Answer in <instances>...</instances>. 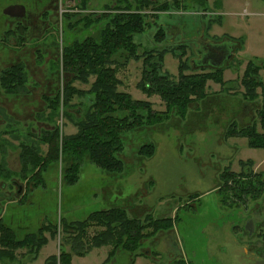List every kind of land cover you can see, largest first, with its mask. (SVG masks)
Listing matches in <instances>:
<instances>
[{
    "label": "rangeland",
    "instance_id": "obj_1",
    "mask_svg": "<svg viewBox=\"0 0 264 264\" xmlns=\"http://www.w3.org/2000/svg\"><path fill=\"white\" fill-rule=\"evenodd\" d=\"M87 1L83 8L80 0H0V76L13 64H20L24 72L20 92L6 93L0 84L2 217L4 224L12 228L19 239L36 234L44 227L41 232L43 238L46 242L49 237L54 241L42 246L39 253L40 247L33 255L36 257L31 259L28 258L29 249L14 247L11 249L12 261L0 259V264H45L51 256V249H57V254L52 255L59 257L60 247L70 255V264L74 256L87 254L89 262L75 257L74 264H92L95 261L96 264H218L207 256L203 228L211 222H220V218L232 219V214L238 212L237 207L246 217L253 209L259 211L264 202V191L255 198L242 194L238 199L231 195L229 189L223 190L225 183L220 179L225 171L258 186L254 183L257 181L253 176L255 173L245 170V166L257 168L258 177L264 179V149L251 148L246 138L226 132L229 128L238 129L248 123H254L255 132H264L258 117L259 112L264 115L263 83L254 86L249 84V77L248 82L245 81L247 76L244 80L240 77L247 61L254 60L257 64L263 63L258 64L257 73L264 81V0H151L143 10L146 14L144 20L150 27L133 36L136 55H131L126 62L122 59L116 66L115 78L119 80L116 91L129 93L133 100L148 101L153 111H164L165 102L157 94L148 96L141 88L145 67L143 56L151 53L147 61L151 62L157 74H166L170 80L177 79L181 63L184 74L199 72V69H193L190 61L196 57L193 46L201 34L215 42L227 39L237 43L233 57L220 70L225 83L216 89L211 84L213 87H209L208 91L205 89L206 95L202 99L190 101L185 113L178 107H171L168 117L161 122L149 120L151 123L144 122L122 131L118 142L120 152L117 153L123 161L122 170L107 172L87 160L78 169L77 181L70 183L65 179L68 164L60 156L42 168L43 182L37 184L34 178L28 180L22 175L19 158L22 147L36 149L44 155L42 153H45L47 145L40 139L46 130L57 126L62 137L76 131V124L92 121L86 110L88 97L93 95L89 90L94 76L87 75L85 80L72 79V75L63 70L62 52L75 40H99L103 28L95 23L99 20L95 21L93 17L103 10L105 3H117L115 0ZM126 1L135 3V0ZM160 2L167 7L170 5V8L163 9L155 18L151 4ZM10 4L24 5L25 16L13 18L5 15L3 10ZM115 13L112 12V15ZM65 14H69L70 19H65ZM16 26H25L22 38L13 33ZM159 27L165 32V38L160 43L154 38ZM162 48L163 60L159 64L158 54ZM204 69L207 72L212 70L210 67ZM225 70L232 76L237 74L236 78L225 81ZM68 82L82 93L74 96L65 106L59 102L58 109L51 112L50 104L44 97L53 100L58 95L61 100V92ZM61 107L65 108L61 110ZM244 110H247L246 115H243ZM219 127L224 128L226 144L235 148V155L228 158L233 159L231 162L223 158L224 153L218 152L222 142ZM198 134L206 138L202 139ZM150 144L154 147L151 153L144 147ZM164 149H171V156L160 157ZM167 168L172 170V177L178 176L176 184L193 188L207 180L216 186L208 193L199 189L200 193L194 194L185 192L187 186L183 185L174 189L167 185L157 187V175H168ZM176 168H180L181 173ZM209 172H216V179H211ZM229 184L231 181H228ZM177 191L181 194L174 193ZM114 206L125 210V220L137 219L143 233L151 231L152 227L148 226L156 219L167 218L169 227L161 224L164 228L160 227L152 236L143 238L133 252L121 247L122 239L116 247L114 243H100L94 239L106 231L119 237L117 231L122 230L123 233L121 226L114 227V231L102 224H92L82 234L64 228V222L81 220L94 211ZM175 217H178L177 220ZM243 224L242 218L232 225L235 232L232 226L227 231L232 232L239 243L243 241L242 244L249 241L254 246L256 241L261 242V248L256 247L262 250L264 224L257 225L256 234L252 237L245 235ZM171 230L175 231L173 237L169 236ZM164 239L175 242L182 255L174 259L170 252L167 256L165 251L160 253ZM90 252H96V259ZM167 257H172L171 262Z\"/></svg>",
    "mask_w": 264,
    "mask_h": 264
},
{
    "label": "trees",
    "instance_id": "obj_2",
    "mask_svg": "<svg viewBox=\"0 0 264 264\" xmlns=\"http://www.w3.org/2000/svg\"><path fill=\"white\" fill-rule=\"evenodd\" d=\"M150 1L138 0L137 2L135 0V3L132 4L126 0H115L117 3L115 5L108 4V2L105 3L103 10L99 14L96 13L93 17L95 21L99 20V23H95L100 26L102 25L101 28H103L100 39L84 38L73 41L71 47L65 46L61 58L63 70L71 74L72 79L79 78L85 80L87 79V75L94 76L89 90L93 95L88 97L87 102L89 106L86 110L92 121L90 123L83 122L78 123V125L76 124L78 131L68 136L60 137L57 126L52 130H46L40 139V142L47 145L45 153H42L44 155H41L36 149H31V151L22 147L19 158L22 175L26 176V179L30 180L34 178L37 180V184L43 182L41 178L42 168L50 160L55 159L56 161L60 156L64 157L68 164L66 166L65 179L70 183L77 181L78 169L87 160L104 171L118 172L123 168V161L117 154L120 152L118 142L122 131L142 125L144 122L151 123L149 120L155 121V123L161 122L168 117L171 107H178V110L185 113V108L191 103L192 99H202L206 95L205 87L208 80L215 81L221 85L225 83L222 80L221 72L224 66L220 68L210 67L212 70L207 72L204 71L205 67H193L191 64L193 69H199V72L194 71L190 72V74H184L182 72V63L178 66L177 79L170 80L166 74H157L155 72L156 69L150 64L151 62L147 61L149 56L152 55L149 53L147 56H143L145 67L142 71L141 88L148 96L157 94L165 102L164 111H153L149 108L150 104L147 103L148 101L133 100L129 93L116 91L115 87L119 83V80L115 78L116 66L121 63L122 59L126 62L127 58L131 55H136V42L133 36L135 33H140L150 27L148 22L144 20L146 14L143 12L144 8L150 4ZM87 2V0H80L79 4L84 8ZM151 5L153 11H155V18L158 17L160 11L163 12V9L165 11L170 8V5L167 7L164 2ZM112 12L116 13L112 15ZM64 16L65 19H70L69 14H65ZM65 26L67 25L65 24ZM68 27H72V25H68ZM16 28L13 33L15 36L22 38V34L26 29L25 26H16ZM154 38L158 43L165 38V32L162 27L155 30ZM230 41L235 43L236 48V41ZM172 52H175V50ZM163 53L164 48L158 54L159 64L163 60ZM145 61H147V64ZM258 64L254 60H248L241 79L244 80V77L247 76L245 81L248 82L249 77V84H253L254 86L261 85L262 81L257 73L261 64ZM22 70L23 68L20 64H13L3 70L0 76V84L4 87L6 93L15 94L20 92L19 88L24 84V72ZM80 93H82L80 89H74L71 83L68 82L61 92V100L58 95L53 100H50L48 97L44 98L50 104L51 112H55L59 107V102L65 106V104L67 105L71 102L74 96H78ZM64 108L61 107L60 109ZM139 111H142V113ZM258 117L261 127L264 129V115H261V112H259ZM252 120L251 122H253ZM75 121L77 122V120ZM253 124L248 123L234 130L229 128L226 132L228 131V135L245 137L247 145L251 148H264V132L260 134L255 132L252 127ZM24 145L28 146V144ZM144 147L149 150V153L154 150L152 144ZM5 172L9 173L6 170ZM257 174H253L254 178L257 179L254 183L258 184L255 187L253 182L242 181L239 177H235L236 174H227L224 171L220 177L225 183L223 190L229 189L231 195L236 198L238 197V199H241L242 194H245L246 197L248 194L254 198L258 197L264 191V180L259 178ZM228 181H231V184L228 185ZM124 211L119 206L97 210L88 214L84 219L72 220L68 223L64 222V228L82 234L84 233V229L92 224H102L108 230L112 228L111 230L114 231V227L121 226L123 233H121L122 230L117 231L120 233L119 237L106 231L104 233L101 232L102 234L99 233V236L96 238V235L94 239L100 243H114L115 247L120 239H122L121 247L133 252L141 245L142 242L140 241L143 238L152 236L157 229L169 227L170 224L167 218L166 220L156 219L152 225L148 226L152 227L151 231L143 233L137 219L129 218L125 220L126 214ZM161 224L165 226L163 227ZM43 229L44 227L40 228L36 234L31 233L24 239H19L13 229L4 224L1 212L0 259H5L7 262L12 261L11 249L14 247L29 249L30 254L28 258H35L36 256L33 257V255H36L40 247L46 243L41 234ZM60 250L58 258L51 255L44 263L70 264L68 252H65L61 247Z\"/></svg>",
    "mask_w": 264,
    "mask_h": 264
},
{
    "label": "flooded vegetation",
    "instance_id": "obj_3",
    "mask_svg": "<svg viewBox=\"0 0 264 264\" xmlns=\"http://www.w3.org/2000/svg\"><path fill=\"white\" fill-rule=\"evenodd\" d=\"M23 17H20V18H23ZM13 18H19V17H13ZM199 42H202L201 44L203 45V48H204V46H205L204 42H215V41H213L209 37L205 38V36H203V34H201L200 39H198L196 41V45H194L193 47L196 48V46L199 44ZM222 49L226 50V48L224 46L222 47ZM232 57H230L229 60ZM195 58H198V57L196 56ZM190 63L192 64L193 61L191 60ZM192 65H194V64H192ZM202 67H204V66H202ZM246 114H247V110H244L243 115H246ZM208 176L210 178L212 177L210 172L208 173ZM211 184L209 181L203 180V181L197 183V187L194 186L193 188L190 187L189 185H183V184H179V185L180 186L183 185L185 187L187 186L186 188H188V189L192 188L191 190H187L185 188L184 191L189 192L190 194H194V193H200V191H198L199 189H205L207 186L209 188L211 186ZM213 188H211V189H213ZM211 189L209 188V190H211ZM204 192H206V191H204ZM208 192L209 191L207 190L206 193H208ZM174 193L175 194H181V193H179V191L174 192ZM193 198H195V197H193ZM233 204H234V202H232V206H233ZM237 209H238V212L232 214V219L220 218V222L219 221H217V223L211 222L203 228V232H204V235L206 238L207 256L210 259H214V261L218 264L226 263L227 259H229V257H232V259L237 260L236 258H238V251L242 252L241 249L236 248L237 239L228 236L229 235L227 233L228 228H230L232 225H235V222H238V221L242 220V218H243L244 223H245V224H243L244 233L246 236L252 237L253 235L255 236V234H256L255 230H257V225L264 224V202H263V207H261V209L259 211H257L256 209H253L250 212V214L247 215L246 217H244V214H242V212L239 211L240 208L237 207ZM233 211H235V210H233ZM177 218L178 217H175L174 219L177 220ZM232 230H233V232H235L233 226H232ZM171 231H172V233H170L169 236L173 237L175 231H173V230H171ZM162 244H163L164 248L162 247L160 249V253L162 251H165V255L167 256L169 254L168 252H170L174 259L177 257H180L182 255V251L177 246V244H175V242L171 243L169 239H166V240L164 239L162 241ZM244 244H246L248 246V245H250V242L249 241L244 242ZM256 246L261 248V242L256 241L254 246H252L253 251L255 253L256 252L259 253L258 255L260 256L262 254L264 248L261 250V249H257ZM220 254H223V255H220ZM249 256H250V254L247 257L242 256L241 258L243 259V261L252 262L249 259ZM172 257H167V260L171 262ZM164 264H169V262H165Z\"/></svg>",
    "mask_w": 264,
    "mask_h": 264
},
{
    "label": "crops",
    "instance_id": "obj_4",
    "mask_svg": "<svg viewBox=\"0 0 264 264\" xmlns=\"http://www.w3.org/2000/svg\"><path fill=\"white\" fill-rule=\"evenodd\" d=\"M246 66V65H245ZM260 73H258V75H259ZM236 76H237V74H234V76H232V74H230V72L228 73V71L227 70H225L224 72H223V77H224V80L225 81H228V80H232V79H235L236 78ZM241 78H242V75L240 76ZM212 81V80H211ZM261 81H262V83H263V86H264V81L261 79ZM216 82H214L213 81V83H210L209 82V80L206 82V87H205V89H207V91H208V88L209 87H213L214 86V89H216V88H220L222 85L220 84V83H217V84H215ZM227 83V82H226ZM213 86H212V85ZM228 84H226L225 86L226 87H228L229 88V86H227ZM234 87V86H233ZM232 87V88H233ZM210 89V88H209ZM208 94V93H207ZM227 95V94H226ZM76 127V126H75ZM77 128V127H76ZM78 131V129L76 130V131H74V132H71V133H68L66 136H68V135H73V134H75L76 132ZM223 132H224V128H221V127H219V133L221 134V138L220 139H222V142H220V145H221V148L220 149H218V152H220L221 154H225V156L223 157V158H225V160H229L228 162H231L233 159H228L230 156H234L235 155V148L233 147V146H230L229 144H226V139L223 137L224 135H223ZM202 139H205L206 137L204 136V135H200V134H198ZM245 138V137H244ZM229 139H231V138H229ZM234 139H236V138H234ZM224 140V141H223ZM247 141V140H246ZM257 149H259V148H257ZM261 149H264V148H261ZM172 150L171 149H164L161 153H160V157H166V156H171V154H172ZM231 157V158H232ZM250 160V159H249ZM230 165V164H229ZM249 168V169H248ZM157 168H155V170H156ZM168 169V171H167V173H168V175H164V174H162L160 177H159V175H157V180H158V184H157V187H160L161 185H167L169 188H171V189H174L176 186H178L179 184H176L177 183V177L178 176H176V177H172L171 175H170V173L172 172V170H170L169 168H167ZM173 169V168H172ZM257 169V168H256ZM255 168H250V167H246L245 166V170H251V171H253V173H259V172H257V170H256ZM176 170L179 172V173H181V170H180V168H176ZM239 170V169H238ZM232 171H236V170H232ZM240 171V170H239ZM198 174H199V176L200 177H202V178H204V176H203V174L202 173H200V172H198ZM263 174V173H262ZM137 176V175H136ZM211 179L212 178H214V179H216V176H217V173L216 172H212L211 173ZM179 177H181V175L179 174ZM155 179H156V176H155ZM213 186H214V184L212 183L211 184V186L209 187L210 189L211 188H213ZM216 186V185H215ZM209 188H208V186L204 189V191H206L207 192V190L208 191H210L209 190ZM120 207V206H119ZM101 210V209H100ZM3 213H4V211H3V208H2V215H3ZM227 233L229 234L228 236H230V237H233L234 238V236L232 235L233 233L232 232H229V231H227ZM53 241V239H51L50 237L48 238V240H47V242L44 244L45 246L47 245V244H50L51 242ZM53 243H54V241H53ZM243 243V241L241 242V243H239L238 241L236 242V248H239V249H241L242 250V252H240V251H238V258H236L237 260H234V259H232V257H229V259H227V262L226 263H223V264H242V261H240V258L243 256V257H247L249 254H250V252H252L253 251V249H252V246L251 245H246V244H242ZM43 245V247H45ZM43 247L40 249V251H39V253L41 252V250L43 249ZM52 254H57V249H51V254H49V255H52ZM90 254H93V258H95L96 259V252H90ZM259 254V253H258ZM89 254H87V255H85V256H74L73 258H72V261H71V263L72 264H74V259H75V257H77L79 260H84L85 261V263L86 262H89V260H87V256H88ZM220 255H223V254H220ZM47 256H45V258H46ZM96 262L97 261H95V263L93 262L92 264H96Z\"/></svg>",
    "mask_w": 264,
    "mask_h": 264
},
{
    "label": "water",
    "instance_id": "obj_5",
    "mask_svg": "<svg viewBox=\"0 0 264 264\" xmlns=\"http://www.w3.org/2000/svg\"><path fill=\"white\" fill-rule=\"evenodd\" d=\"M3 13L10 17H23L26 13L25 6L22 4H11L4 8ZM199 42V44L194 48V53L198 58H194L192 61L193 67H212L220 68L232 57L235 48V43L230 40H223L222 42H204V48ZM201 45V46H200ZM226 50H223L222 47ZM262 64V62H260ZM201 65V66H200ZM2 212V207L0 206V213ZM257 253V252H256ZM254 251L250 252L249 259L252 262L242 261V264H264V250L259 256Z\"/></svg>",
    "mask_w": 264,
    "mask_h": 264
}]
</instances>
